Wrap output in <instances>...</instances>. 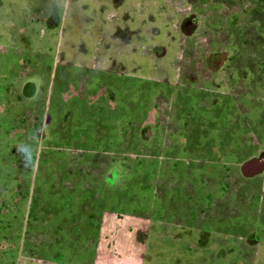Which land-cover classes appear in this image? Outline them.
Returning <instances> with one entry per match:
<instances>
[{
  "label": "rangeland",
  "instance_id": "rangeland-1",
  "mask_svg": "<svg viewBox=\"0 0 264 264\" xmlns=\"http://www.w3.org/2000/svg\"><path fill=\"white\" fill-rule=\"evenodd\" d=\"M50 2L66 7L57 28L36 23L51 12L46 0H0V264H121L125 258H140L143 251L147 253L142 264H264V247L254 261H247L236 241L223 233L222 225L219 235L213 237L216 241L211 242L214 249L201 250L180 237L185 230L173 227L171 219L158 214V233L152 234L151 246L147 243L143 247L133 227L143 228L148 219L142 213L118 215L119 203L131 209L137 200L135 193H142L139 188L144 185L138 183L146 182L147 187L153 161L161 181L156 196L165 195L162 182L175 154L152 150L143 137L150 129V102L144 82L174 81L178 76L182 79L177 68L185 54L183 26L189 15L198 18V28L189 39L192 57L183 63L195 64L203 46L209 52L216 45L220 64H228L233 56L228 34H234L233 63L239 77L236 97L244 96L246 101L250 96L254 103L264 98V0ZM114 14L117 18L111 20ZM42 29L54 36H41ZM119 30L139 36V52L133 54L136 47L132 39L126 40L130 41L126 54L109 51L104 65L109 69V87L117 83L115 74L110 73L117 68L116 72L128 81L127 87L140 79L142 90L140 95L134 94L136 86L132 92L129 88L125 91L130 104L125 107V115L130 118L133 112L136 119L128 121L124 141L118 134L121 111L115 108L116 98L109 93L108 102L103 103L88 97L82 89L86 99L73 100L71 85L79 81V75L70 72L75 63L100 68V53L112 40L106 37L100 41L99 36H115ZM79 42L92 50H88L87 59L82 54L73 57L79 54ZM29 80L36 81L38 94L22 100V87ZM132 97L139 99L136 109L131 105ZM142 105L148 110L144 115ZM245 105L238 111L246 112ZM161 123L162 130L163 126L170 130L173 125L171 120ZM188 155L193 158L187 162L192 166L201 160V154L198 158ZM229 155L236 161L229 160ZM252 155L221 152L220 162L204 157L202 164L208 177L226 184L214 185L220 191L210 206L211 214L223 219L226 211H250L254 197L241 168ZM259 160L264 163V158ZM207 162L217 169H211ZM258 190L254 194L259 197ZM144 206L140 209L149 207L147 202ZM229 247L232 252H228ZM59 253L67 259L57 258ZM84 257H91L90 263Z\"/></svg>",
  "mask_w": 264,
  "mask_h": 264
},
{
  "label": "flooded vegetation",
  "instance_id": "flooded-vegetation-1",
  "mask_svg": "<svg viewBox=\"0 0 264 264\" xmlns=\"http://www.w3.org/2000/svg\"><path fill=\"white\" fill-rule=\"evenodd\" d=\"M123 1L115 0V3L122 4ZM46 2L48 4L50 3L49 9L51 12L46 17H42V21L38 19L36 21L37 25L43 28L46 26L49 28L61 26L66 7L63 8L60 4H53L50 0H46ZM110 18H112L111 20H115L117 16L114 14ZM126 18L129 19V16L127 15ZM197 20L198 18L195 15H189L183 26L185 32L183 42L186 52H183L185 54L181 58L182 64L177 68L182 79L178 76L174 81L145 80L146 82H144V85H147L145 94L149 96L150 102V113L148 117L150 119V129L146 136H143V134L142 136L149 141V147L152 150L158 153L175 154V156L170 157L171 161L165 170L168 176L164 177V183L162 182L165 195H161L159 198L156 196L157 185H160L159 183L161 181L156 172L158 168L155 165V161H153L152 163L154 165L150 170L151 176L148 178L147 187L145 186L146 182L138 183L144 185L143 188H139L142 193H135L137 200L131 205V209H126L124 205L119 203L118 205L121 208L119 212L121 211V213H118V215L123 216L124 214L122 213L124 212L129 213V215L142 213V216L148 219L149 223L143 227L145 230L142 227H138V229L137 226L136 228L135 226L133 227V231L138 233L139 242H137L143 247L147 243L151 246L150 238L152 234L158 233L159 227L156 226L158 222L156 216L158 214H162V216L171 219L172 225H174L173 227L183 229V231L185 230V233L181 234L180 237L183 240L191 242L192 245L201 250H210L212 247L214 249L215 244L213 243L216 240L213 241V237L219 235L220 231L218 227L222 225L224 227L223 233L228 239L233 238L236 241V247L241 250L242 256L247 261H254L258 257V252H260L261 247H264V176L251 175L264 173V163L259 160L260 157L264 158V124L262 123L264 121V98L259 100L261 102L254 103L252 102V97H248L249 93H246V97H248L246 101L244 100V96L240 95L238 98L236 97V86L239 77L236 66L233 63L236 57L234 34H228L231 39L230 43L233 53V56L227 60L228 64L226 62L220 64L221 53L220 50L216 49L219 47L216 45L209 52L207 49L204 50L205 48L203 46V49H200L195 64L183 63V61L192 57L190 56L192 44L189 39H191L195 34V30L198 28ZM41 31V36H47L48 33H45L43 29ZM115 32V36L114 34L113 36H99L100 41L106 40V37L112 40L110 43L108 41L109 45H104V51L100 53L102 63L100 68L98 66L89 68L88 64L78 63L70 67V72L78 73L77 76L79 75V81L76 80L71 85V89L74 93L72 96L73 100L79 99L80 101H84L86 99L85 96H82V89L89 95L88 97L93 96L97 101L100 100L103 103L108 102L109 93L112 98H116L115 108L121 111L118 134L124 141L126 136L125 127L129 125L128 121L136 119V115L133 112L129 113L130 118L125 115V107L130 105L128 103L129 95L126 96L125 91L129 88L132 92L136 86L134 89L136 93L134 94L140 95L139 92H142L140 87L141 80L131 81L129 87H127L126 83L128 84V81L124 80L125 77L116 72L117 68H114L110 73L115 74L114 78L117 80V83H114L113 88H110L109 69L107 70L104 65L107 64L109 51L116 49L126 54L124 50L130 43V41L126 42V40L132 39V46L136 47L134 49L136 52L133 51V54L138 53L139 36H129L131 35L130 33L122 30ZM126 34L128 36H124ZM48 35L54 36L50 32ZM90 37L94 38L95 36ZM80 46H83L84 49ZM88 46L84 42H79L77 46L79 54L76 56L74 53L73 57L75 56L77 58L81 54L85 58L88 57V50L92 53V50ZM99 50L100 48L97 46L96 52L98 53ZM94 56L97 58L99 55ZM87 69H89V72H87ZM194 73H197V75ZM84 83L86 85L82 88L81 86ZM37 94L38 87L34 80L27 81L22 87V100L34 99ZM131 101H133L131 105L136 109L139 104V99L132 97ZM161 103L165 105L164 110L162 109ZM243 103H246L245 106H248V110L246 112L239 110V112L238 108L242 109ZM145 107L146 105H142L140 108L142 115L148 111ZM164 120H171L173 125L170 127V130L168 128L165 129L164 126V130L161 129V121ZM221 152L229 154H253L241 168L245 175L244 178L247 180L245 184L248 185L252 192L251 196L254 197L249 203L250 211H242L239 213H229L226 211L224 215L221 214L224 216L223 219L219 218V214H211L213 209L210 206H213L215 196L220 191V188L217 187L216 189L215 186L219 185L220 187L226 184L223 182L222 184H218L216 177H208L209 174L205 173L204 165L202 164V160L206 154L209 158H213L216 155L212 154ZM188 154L195 155L197 158L201 154L200 162L198 161L195 166L190 165L187 162L193 158ZM231 159L234 162L235 158L229 155V160ZM231 163L229 162V164ZM208 166L211 169H217L210 162ZM252 168H254L253 171ZM255 168L257 169L256 171H254ZM250 171H252L251 174ZM125 185H128V183H125ZM169 185L173 186L170 187ZM260 185L262 188L258 190ZM168 186L169 188H167ZM257 190L261 192L259 197L257 194H254ZM146 202L149 205L148 209H140L141 207H145ZM158 207L161 209L158 210ZM206 213L208 215L204 218ZM119 227L118 225L117 228ZM175 233L178 236L177 232ZM193 234H196V239ZM232 251L233 249L229 247L228 252ZM146 253L143 251L140 258L132 257L122 259L121 264H142V261L146 258ZM73 256L77 255L74 254ZM40 258L48 261L42 255ZM57 258H61L63 261L67 259L66 257H62L61 253H59ZM78 258L80 259L81 256ZM83 259H86L85 262L90 263V259L92 258L90 257L88 259V257H84Z\"/></svg>",
  "mask_w": 264,
  "mask_h": 264
},
{
  "label": "crops",
  "instance_id": "crops-1",
  "mask_svg": "<svg viewBox=\"0 0 264 264\" xmlns=\"http://www.w3.org/2000/svg\"><path fill=\"white\" fill-rule=\"evenodd\" d=\"M206 157L208 158V159H210L208 156H207V154H206ZM220 158H221V153H216V157H213V158H211V159H213V160H215V161H219L220 162ZM234 161H236V160H234ZM216 163V162H215ZM257 168V167H256ZM255 168V170L254 171H256L257 169ZM253 169L254 168H252V171H253ZM262 169V168H261ZM252 171H250V174H251V172ZM253 173H255V172H253ZM246 174V173H245ZM246 175H248V174H246ZM251 175H258V173L256 174H251Z\"/></svg>",
  "mask_w": 264,
  "mask_h": 264
}]
</instances>
